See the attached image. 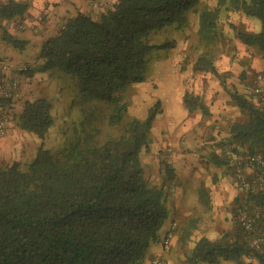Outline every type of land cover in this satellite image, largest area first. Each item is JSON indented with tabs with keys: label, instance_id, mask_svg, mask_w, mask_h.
<instances>
[{
	"label": "trees",
	"instance_id": "16d2710c",
	"mask_svg": "<svg viewBox=\"0 0 264 264\" xmlns=\"http://www.w3.org/2000/svg\"><path fill=\"white\" fill-rule=\"evenodd\" d=\"M24 10L25 3L11 0L0 5V17L13 18ZM229 10L260 20L258 31L231 26L264 59V0H216L215 5L203 0H116L99 16L80 12L67 19L44 41L42 67L70 81L80 119L73 123L74 138L57 153L42 145L29 162L0 163V264L143 263L169 216L166 183L175 174L166 163L165 181L156 183L141 158V151L150 147L160 101L144 118L127 119L125 93L146 81L154 62L175 46L174 37L156 40L159 33L182 31L193 17L206 48L193 68L219 76L212 46L222 37L221 16ZM2 38L19 49L28 44L7 29ZM230 94L248 116L232 124L230 141L264 154V113L244 93ZM183 101L189 113H207L200 95L186 91ZM102 103L106 115L96 113ZM53 107L51 98L38 97L26 101L14 118L21 129L44 138L55 121ZM240 190L234 226L216 239L202 236L192 251L195 264H247L244 258L250 255L264 264V242L259 250L251 245V237L264 230V191ZM242 201L259 215L251 233L236 218Z\"/></svg>",
	"mask_w": 264,
	"mask_h": 264
},
{
	"label": "rangeland",
	"instance_id": "374dc122",
	"mask_svg": "<svg viewBox=\"0 0 264 264\" xmlns=\"http://www.w3.org/2000/svg\"><path fill=\"white\" fill-rule=\"evenodd\" d=\"M9 1L11 0H0V5ZM16 1L25 3V10H28L30 7V0ZM203 2L210 3L211 5L216 4V0H203ZM17 18H20L19 14L13 18L0 17V24H3L0 25V37L5 44L10 45V43L2 38L4 30L7 28L5 24ZM255 21H257L258 28L260 29L261 22L259 19L249 17L241 11L229 10L227 13H222L220 24L222 37L212 46L214 62L220 77L211 71L194 70L193 68L194 62L197 60L200 53L206 50L199 40L198 20L196 17H193L190 24L182 31L175 32L174 29L169 28V30L161 32L157 36L156 40L174 37L176 41L175 46L167 50L164 55L154 62L152 73L146 81L132 85L125 93V97L129 102L127 119L134 116L144 118L152 104L157 100L160 101L162 110L157 115L151 130L150 147L144 148L141 151V158L146 166V174L151 180L155 182L159 180L161 163H159L157 156L160 155L163 149L166 150L168 157L170 154L176 152V147L182 149L187 146L185 150L191 151L194 149L195 145L201 144V146H206L205 149L208 150L206 155L209 156L210 154L211 156L209 157L211 159L221 161L220 159L217 160V158L218 156L223 158V154L221 152L220 154L222 156H220V154L216 152V143H218L221 148L226 147L228 144L235 143L230 141V136H225L223 139L219 140V142L213 141L216 137L215 134H218V125L216 122L212 123V120L209 119L210 114L209 116L203 114V116L200 117L196 114L198 111L184 115L175 111L179 110L178 101L183 98L186 91H190L196 95L198 94L203 99L207 93H210L212 99H215L219 95V91L215 89L217 86L222 88L220 91L222 95V105L226 108L228 107L231 112L228 119H226L225 125L221 126V130H225V132L228 133L233 123L246 121L248 117L246 112L237 105L230 92L243 94L244 82L251 73H248L249 68L246 64V50H243L238 42L244 45L246 44L239 39L236 34L237 30L231 26V23H235L239 29L255 31ZM248 25L251 29L248 28ZM11 46L14 47L13 45ZM16 49L21 52L24 50L19 48ZM251 49L254 50V48ZM5 52L7 53V50ZM28 53L32 54V51ZM257 53L260 54L258 51ZM0 56L1 58L11 60V58L8 55H4V53ZM32 56L33 60L28 62L30 64L29 71L31 75L27 74L24 77L29 80V82L26 83V87L29 93L33 92L31 100L42 96L51 98L54 103L52 113L55 121L44 138L39 137L35 133L21 129L16 123L18 130L14 138L8 142L2 143V140L8 139V132L6 136H0L1 164L10 163L14 160H19L24 163L29 162L42 145L49 148L52 152L57 153L66 146L67 142L74 138L75 127L73 123L78 122L80 119L77 106H75V93L69 88L70 81H64L59 78L57 76L58 71L56 70L51 71L44 69L42 67L43 61L39 55L37 56V54L33 53ZM19 100H23V97ZM18 101L14 106L15 111L20 109V106L24 103V100L22 103ZM96 109V113H101L102 115L108 113L107 105L104 103L99 104ZM237 117H239V120L234 122L230 121L231 119H237ZM105 132L107 131H104V134ZM167 157L166 159L168 160L169 158ZM214 161H201V166L197 167V171L200 173V175H198L199 181L205 182L207 178L212 175L213 179L217 181L220 172L234 179V175L227 165L224 166L226 167L225 169H227L225 172L222 170L221 166L219 171L215 170L212 173L211 163L218 164ZM188 191L189 193L184 194L185 197L179 202L181 211H232L228 218L220 222L217 221L214 223V226L223 231H225V229L229 230L234 226L235 216L233 208L237 195L231 203H225L224 206L222 205L225 209L220 210L219 208L218 210H211L207 209V206L199 200L200 194L196 189H189ZM200 225H202V222H200ZM252 261L253 260H250L247 264H253Z\"/></svg>",
	"mask_w": 264,
	"mask_h": 264
},
{
	"label": "crops",
	"instance_id": "0c3cea01",
	"mask_svg": "<svg viewBox=\"0 0 264 264\" xmlns=\"http://www.w3.org/2000/svg\"><path fill=\"white\" fill-rule=\"evenodd\" d=\"M115 1L116 0H30V7L28 10H24L23 13L19 14L20 18L5 24L9 33L28 42L26 48L23 52H21L12 47L11 44H5L0 37V55L2 53H4V55H8L11 58V61H13V63L17 66H20L22 63H28L30 60H33V53L37 54V56L40 54L44 41L55 35L65 24L67 19L76 16L80 12L89 13L93 16H99L108 7L112 6ZM255 22L256 25L254 26V30L258 31V23L257 21ZM248 28H250L249 25ZM238 44L243 50H246V64L249 68L248 73H251L250 76H252V73L254 74L258 71L264 70V59L261 55L258 54L255 49L253 50L241 42H238ZM6 50L7 53L5 52ZM30 51H32V54L28 53ZM27 79L28 78L25 79L23 77L21 81L20 98L23 97L24 103H22L23 100L20 101V98L18 99L22 103V106H20V109H17L16 111L14 107L15 114L17 115L22 111L26 101L31 100L33 97V92L29 93L26 87V83L29 82ZM215 89L216 91H219L218 97L212 99L211 94L207 93L203 100L207 106L206 115L209 116L210 114L209 119L212 120V123L216 122L218 125V134H215L216 137L213 141L219 142V140L223 139L225 136L230 135V129L227 133L225 130H221V126L225 125L226 119H228L231 112L228 107L226 108L222 105V95L220 93L222 88L216 86ZM178 103L180 111L176 110L175 112H179L181 115L188 114L189 111L184 104L183 98H181ZM195 111H198L196 114L200 117L204 114L201 109H197ZM237 120H239V117H237V119H231L230 121L234 122ZM17 130L18 126L16 125L15 118H13L8 129L7 136L9 137L7 140H2V143L8 142L14 138L17 134ZM205 147L206 146L197 144L191 151L185 150L187 146L182 149H178L179 147H176V152L170 154L168 157L166 150L163 149L160 155L157 156L159 163H161V172L159 174V180L156 181V183H162L165 181L164 165H162L165 163H169L174 168L175 177L173 180L167 181L166 183L170 192L168 198L169 216L160 230L159 239L152 243L142 264H152V260L156 255H162L164 257L163 264H195L192 258V251L197 241L202 236H206L210 239H216L220 237L223 232L227 231L226 229L225 231L217 229L216 226H214V223L217 221L220 222L231 215L232 211H224L223 209L225 208L223 206L225 203H231L235 199V196L241 193V190L238 187L235 178L233 179L226 174L223 175L221 172L217 181L213 179V175L207 178L205 182L199 181L198 175H200V173H198L197 167L201 166L202 160H211L212 162L215 160L214 162L218 163H211L212 168H210L212 169V173L215 170L219 171L221 166L224 172L227 170L225 169L226 167H224L225 164L222 162V160H225L224 157L222 158L218 156L217 160L220 159L221 161L211 159L209 157L211 156L209 153V156L206 155L208 150H206ZM221 150L222 148L220 145L216 143V152L220 154ZM220 156L222 155L220 154ZM166 157L169 159L167 160ZM202 188H204V192L201 191ZM189 189H196L199 194L200 191L204 193L203 195L204 197L206 196L205 201L207 202L204 203L202 197H199V200L207 206V209L218 210L220 208V210L223 211H181L179 202L183 197H185L184 194L189 193ZM200 222H202V225H200ZM173 223H176L177 227L173 232L170 245L166 247L163 243V237L166 235ZM244 260L245 262L253 260V264H258L257 260L249 259L247 256H245ZM218 264L236 263L223 260Z\"/></svg>",
	"mask_w": 264,
	"mask_h": 264
},
{
	"label": "built area",
	"instance_id": "2783aa9c",
	"mask_svg": "<svg viewBox=\"0 0 264 264\" xmlns=\"http://www.w3.org/2000/svg\"><path fill=\"white\" fill-rule=\"evenodd\" d=\"M30 70L28 63L17 66L13 61L0 58V136L7 134L9 125L14 118V106L21 96V81ZM243 93L247 96L254 106L264 113V70L258 71L248 77L243 85ZM223 156L232 166L235 180L242 189L253 187L256 191H264V154L251 151L238 143L228 144L221 150ZM236 218L245 231L251 233L256 227L257 212L249 211L245 201L237 205ZM264 218V212L261 215ZM177 227L173 223L166 235L163 243L167 247L170 245L173 232ZM264 242V230L260 235L251 237V245L256 249H261ZM249 259H253L250 255ZM164 257L156 255L152 264H163ZM218 264V263H215Z\"/></svg>",
	"mask_w": 264,
	"mask_h": 264
}]
</instances>
